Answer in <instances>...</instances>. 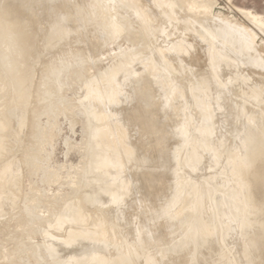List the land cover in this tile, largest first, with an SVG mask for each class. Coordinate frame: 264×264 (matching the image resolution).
Returning a JSON list of instances; mask_svg holds the SVG:
<instances>
[{"label": "rangeland", "instance_id": "374dc122", "mask_svg": "<svg viewBox=\"0 0 264 264\" xmlns=\"http://www.w3.org/2000/svg\"><path fill=\"white\" fill-rule=\"evenodd\" d=\"M11 1L0 0V116L8 131L0 164L9 170L0 189V264H110L124 253L129 264L149 257L152 264H264V187L256 177L264 170V0H152L158 20L146 27L145 48L143 9L122 6L126 0ZM203 21L225 24L227 32L220 26L204 33ZM101 23L114 31L121 24L120 31ZM229 25L237 40L242 29L256 36L258 48L242 53L248 60L228 52ZM197 86L202 90L192 96ZM196 98L209 103L211 116ZM14 99L21 103L9 104ZM124 145L125 164L120 158L122 165L110 167L112 152ZM256 149L254 163L239 164ZM234 170H246L250 185ZM67 205L81 215L70 221ZM199 213L212 229L206 239ZM189 219H197L202 235L196 238Z\"/></svg>", "mask_w": 264, "mask_h": 264}, {"label": "bare ground", "instance_id": "6f19581e", "mask_svg": "<svg viewBox=\"0 0 264 264\" xmlns=\"http://www.w3.org/2000/svg\"><path fill=\"white\" fill-rule=\"evenodd\" d=\"M14 1H15V0H14ZM14 1H11L12 4H11V2H9V6H10V4L13 5L14 3H16L17 5H19V4H18L19 2L17 3V2H14ZM16 1H17V0H16ZM18 1H20V4H21V3H22V5L24 4L23 2H21L22 0H18ZM24 1H25V0H24ZM26 1H27V0H26ZM30 1H31V0H30ZM37 1H39V0H37ZM90 1L93 2V0H90ZM96 1H98V0H96ZM120 1L123 2V0H120ZM120 1H118L119 4H120ZM124 1H125V0H124ZM155 1H156V0H155ZM169 1H170V0H168V2H169ZM171 1H173V0H171ZM171 1H170V5L173 4V3L176 4V2H175L176 0H175L173 3H172ZM178 1H180V0H178ZM178 1H177V2H178ZM190 1H191V0H190ZM194 1H196V0H194ZM194 1L192 0L191 2L194 3ZM201 1H202V0H201ZM32 2H34V1L32 0ZM32 2H30V3H32ZM52 2H53V1H52ZM94 2H95V0H94ZM156 2L159 3L158 1H156ZM180 2H182L183 4H185L186 2H188V0H187V1L184 0L185 3L183 2V0H181ZM197 2H200V1L197 0ZM205 2H206V1H205ZM205 2H200V3H205ZM35 3H36V1H35ZM123 3H124V2H123ZM127 3H128V4H127ZM192 3H190V5H191L190 8L192 7ZM210 3L212 4V2H210ZM7 4H8V3H7ZM16 4H15V5H16ZM27 4H28V3H27ZM32 4L34 5V3H32ZM95 4H96V2H95ZM95 4H94V5L92 4V6L94 7V8L92 7V8L94 9V10H92L93 13H95V11H97V9H96V5H95ZM98 4H99V3H98ZM119 4H118V5H119ZM130 4H131L132 6L134 5L133 7H136V8H133L132 6H129V7H132L133 10H134V9L137 10L138 8L143 9V10L138 9L137 11H139V14H138V15L142 14V16L140 15V19H139V20H140L141 22H139V24H141V25H140V26H141V27H140V31H141V33L145 36V41H143L144 43H143V45H142L143 48H145L146 45L150 42V40H149L150 37L148 38V31H147V30L149 29V27H148L147 25H148L149 23H152V22L155 21V20H156V21L158 20V19H156V18L154 19V17H153V13L156 12V10L154 9V4L152 3V0H126V5H125V3H124L123 5H122V3H121L122 6H126V7H127V5H130ZM159 4H160V3H159ZM179 4H180V6L182 7V4H181V3H179ZM186 4H187V3H186ZM198 4H199V3H198ZM198 4L196 5V7H197V6H203L202 4H200V5H198ZM207 4H208V1H207L206 5H207ZM17 5H16V6H17ZM25 5H26V4H25ZM30 5H31V4H30ZM102 5H106L105 2H103ZM137 5H138L139 7H138ZM157 5H158V4H157ZM157 5H155V6H157ZM177 5H178V3H177ZM193 5H194V4H193ZM212 5H213V4H212ZM9 6H7V7H9ZM16 6L13 5V7H16ZM97 6H98V5H97ZM100 6H101V5H100ZM107 6H108V5H107ZM107 6H106V7L104 6V8L101 7V9L104 10V9L108 8ZM171 6H172V5H171ZM210 6H211V5H208V7H207V6H206V7L209 8ZM10 7H11V8H10L11 10H12V9H13V10L15 9V8H12V6H10ZM19 7H20V5H19ZM25 7H27V5H26ZM25 7H24V8H25ZM30 7H31V6H30ZM118 7H119V6H118ZM188 7H189V5H187V9H188ZM193 7H195V6H193ZM177 8H178V6H177ZM177 8H176V11H177ZM183 8H184V10H185V7H184V6H183ZM204 8H205V6H204ZM204 8H203V9H204ZM207 8H206V10H207ZM211 8H213V6H212ZM211 8H210V9H211ZM101 9L99 10V8H98L99 11H101ZM157 9H158V8H157ZM187 9H186V10H187ZM196 9H197V8H196ZM200 9H201V8H200ZM200 9H198V10H200ZM153 10H155V12H153ZM170 10H171V9H170ZM179 10H181V9H179ZM184 10H183V12H184ZM186 10H185V11H186ZM208 10H209V9H208ZM141 11H142V12H141ZM196 11H197V10H196ZM204 11H205V10H202V12H204ZM209 11H210V10H209ZM8 12H9V11H8ZM14 12H16V11L14 10ZM105 12H106V11H105ZM133 12H134V11H133ZM140 12H141V13H140ZM158 12H159V11H158ZM187 12H189V11L187 10ZM192 12H193V10H192ZM192 12L190 11V16H191ZM210 12H211V11H210ZM75 13L77 14V13H82V12H81L80 9H77V10L75 11ZM93 13H92V14H93ZM97 13H98V11H97ZM101 13H103V12H100V13H98L97 15H100ZM111 13H112V12H111ZM194 13H195V11H194ZM197 13L199 14V12H197ZM95 14H96V13H95ZM105 14H106V13H105ZM108 14L110 15V12H109ZM202 14H203V13H202ZM5 15H6V18H8L7 13H6ZM8 15H9V14H8ZM68 15H69V14H68ZM97 15H96V16H97ZM101 15H102V14H101ZM109 15H107V16H109ZM117 15H118V14H117ZM187 15H189V13H188ZM193 15H196V14H193ZM0 16H2V15H0ZM10 16H11V15H10ZM94 16H95V15H94ZM112 16H113V14H112ZM114 16H115V14H114ZM114 16L112 17L113 19L116 18V17L114 18ZM154 16H157V17H158V14H157V15L154 14ZM161 16H163V15H161ZM190 16H189V17H190ZM204 16H205V13H204L203 16H202V17L205 19L206 16H205V17H204ZM208 16H209V14H208ZM69 17H70V16H69ZM79 17H80V16H79ZM101 17H102V16H101ZM187 17H188V16H187ZM189 17H188V18H189ZM199 17H201V16L196 15V18H199ZM209 17H210V16H209ZM81 18H82V17H81ZM110 18H111V16H110ZM110 18H109V19H110ZM182 18H183V17H182ZM188 18H187V19H188ZM190 18H192V17H190ZM203 18H202V19H203ZM206 18H208V17H206ZM210 18H212V17H210ZM3 19H4V18H3ZM84 19H85V18H84ZM96 19L98 20L99 18H96ZM117 19H118V18H117ZM121 19H124V18H121ZM193 19H194V18H193ZM0 20H2V18H1ZM115 20H116V19H115ZM115 20H114V22H115ZM184 20H186V19H184ZM200 20H201V19H200ZM208 20H210V19H208ZM211 20H212V19H211ZM217 20H218V19H217ZM217 20H216V21H217ZM4 21H5V20H4ZM85 21H86V20H85ZM99 21H100V19H99ZM99 21H98V22H99ZM102 21H103V20H102V18H101V22H102ZM111 21H112V19H111ZM118 21H119V20H118ZM122 21H123V20H122ZM124 21H125V20H124ZM186 21H187V23L190 25V23L188 22V20H186ZM196 21H197V20H196ZM206 21H207V19L205 20V22H206ZM214 21H215V19H214ZM91 22H92V21H91ZM114 22H112V23L114 24ZM201 22H202V21H201ZM203 22H204V21H203ZM205 22H204V23H205ZM99 23H100V22H99ZM99 23H98V24H99ZM109 23H110V22H109ZM109 23H107L108 25L106 24L107 27H106V25L104 26L105 22H104V24L101 23V24H102V29H103V27H105L106 29H108V27H109V31H112V30L114 31V28H113V27L110 28V26H109L110 24H109ZM112 23H111V24H112ZM116 23H117V22H116ZM206 23H207V22H206ZM206 23H205V24H206ZM209 23H210V24H208V25L206 24V28L204 29V33L209 32V30H208L207 32H205V31L207 30V28H209V29H210V28H214V30L210 29V31H211V30H212V31H215V28H216V29L218 28V30H220L219 27H220L221 25H219V24H220V23L222 24V21H221V22H218V25H219V26H213V27H210V26H211L212 23L214 24V22H212V23L209 22ZM19 24H20V22L17 23V25H16L17 28H16V29H19V28H18ZM113 24H112L111 26H113ZM122 24H124V23H122ZM226 24H227V23H226ZM14 25H15V24H14ZM14 25H13V26H14ZM117 25H118V24L115 25V26H116V27H115V31L117 30V33H118V32L120 31V30L118 31V29L120 28L121 24H120L119 28L117 27ZM149 25H151V24H149ZM216 25H217V24H216ZM224 25H225V24H224ZM224 25L221 26L220 28L224 27V29H225V26H227V25H225V26H224ZM13 26H12L11 24L9 25V27H13ZM100 26H101V25H100ZM201 26H202V25H201ZM234 26H235V25H234ZM4 27L7 28L8 25H6V26H4ZM9 27H8V28H9ZM146 27H148V29H146ZM227 27H228V26H227ZM227 27H226V28H227ZM8 28H7V30H8ZM14 28H15V27H13V29H14ZM117 28H118V29H117ZM236 28H237V27H236ZM240 28H241V27H240ZM13 29H10V30H13ZM16 29H14V30H15V31H13L14 33H15L16 31H19V30H16ZM224 29H223L222 31H225V30H226L225 32H227V29H225V30H224ZM237 29H238V30H236V31H237V33H238V31H239L240 29H239V28H237ZM245 29H246V28H245ZM10 30H9V31H10ZM103 30H104V29H103ZM218 30H217V31H218ZM231 30H232V27H231ZM242 30H243V29H242ZM242 30H241V33H242V34L240 33V34H238V35H239V37H240V35H242L243 37L245 36L244 38H243V37H240V38H243V41H239L240 38H239V40H237L238 36L235 37V35H236L235 33H236V32H234V31L232 32V31H231L232 34L230 33V25H229V30H228V34H229V33H230V34H229V36H228V34L226 35V36H228V37H227V39H228V43H227V44H228V49H229L228 52H229L230 50H232V51H234V52L237 53V56L239 55L240 52H241V53H240V55H241V54L243 53V51H245V50H247V49H250V50H251V48H252V49H253V48H254V49L258 48L257 45H256V42H255V37H256V36H255L252 32H249V30L246 31L247 29H246V30H243V31H242ZM115 31H114L113 33L116 34ZM10 32H11V31H10ZM10 32H8V33H10ZM13 32H11V33H13ZM138 32H139V31H138ZM11 33H10V34H11ZM107 33H108V32H107ZM111 33H112V32H111ZM151 33H152V32H151ZM214 33H216V31H215ZM219 33H220V32H219ZM208 34H209V35H212L211 33H208ZM222 34H223V35H222ZM222 34H221V35H222L223 38H224V37H225V33L222 32ZM234 34H235V35H234ZM243 34H244V35H243ZM109 35H110V32H109ZM203 35H204V34H203ZM205 35H206V34H205ZM209 35L206 37L207 39H208ZM216 35H217V37H218L219 39L222 37V36H220V34H219V35L216 34ZM110 36H111V35H110ZM212 36L214 37L215 35L213 34ZM212 36H211V37H212ZM219 36H220V37H219ZM202 37H205V36H202ZM215 37H216V36H215ZM218 38H214V40H215V39H218ZM211 39H212V38H211ZM224 39H225V38H224ZM25 40H27V39H25ZM203 40H204V39H203ZM220 40L222 41L223 39H220ZM205 41H206V40H205ZM207 42H212V40L210 41V38H209V41L207 40ZM214 42H215V41H214ZM216 42H218V40H217ZM236 42H240V43L236 45ZM263 42H264V41H263ZM175 43H176V42H175ZM223 43H224V42H223ZM260 43H261V42H260ZM208 44H209V43H207L206 45L208 46ZM227 44H226V45H227ZM257 44H258V42H257ZM179 45H180V44L178 43L177 48H179L181 45H185V44H183V42H182L181 45H180V46H179ZM210 45H212V44H210ZM217 45H218V44H217ZM222 45H223V44H222ZM222 45H221V46H222ZM173 46H174V45H173ZM137 48H138V47H137ZM171 48H173V47H171ZM171 48H170V49H171ZM182 48H183V47H182ZM182 48H181V49L179 48V50H182ZM211 48H212V47H211ZM220 48H221V47H220ZM221 50H222V49H221ZM225 51H226V50H225ZM232 51H231V52H232ZM251 51H252V50H251ZM251 51H250V52H251ZM253 51H254V50H253ZM216 52H218V51H216ZM226 52H227V51H226ZM248 52H249V51H248ZM250 52H249V53H250ZM139 53H141V52L139 51ZM213 53H214V52H213ZM251 53H252V52H251ZM254 53H255V52H254ZM229 54H230V53H229ZM231 54L233 55V53H231ZM252 54H253V53H252ZM255 54H256V53H255ZM257 54H258V53H257ZM133 55H135V54H133ZM140 55H141V54H140ZM242 55H243V54H242ZM245 55H246V53L242 56V58H244ZM247 55H248V53H247ZM247 55H246V57H245L246 59L244 58L245 61L248 60V59H247V58H248ZM129 56H130V55H129ZM233 56H234V55H233ZM249 56H251V55H249ZM257 56H258V55H257ZM259 56H260V55H259ZM132 57H133V56H132ZM213 58H214V57H213ZM216 58H218V57H216ZM236 58H237V57H235V59H236ZM238 58H241V57L239 56ZM242 58H241V59H242ZM258 58H260V57H258ZM258 58H257V59H258ZM249 59H252V58L250 57ZM257 59H256V60H257ZM11 60H12V59H11ZM123 60H124V59H123ZM125 60H126V59H125ZM130 60H131V59H130ZM237 60H238V59H237ZM261 60H262V59H261ZM261 60H259V61H261ZM13 61H15V60L13 59ZM126 61H127V60H126ZM126 61H125V62H126ZM150 61H151V60H150ZM150 61H149V62H150ZM212 61H213V60H212ZM212 61H211V62H212ZM239 61H240V60H239ZM243 61H244V60H243ZM130 62H131V61H130ZM130 62H129V63H130ZM247 62H249V61H247ZM250 62H252V61H250ZM263 62H264V61H263ZM11 63H12V65H11ZM119 63H120V62H119ZM254 63H256L255 60H254ZM254 63H252V64H254ZM258 63H259V62H258ZM258 63H257V64H258ZM2 64H3V63H2ZM252 64H251V65H252ZM257 64H256V66H257L256 68H257L258 70H259L260 68H263V67H259L260 64H258V65H257ZM261 64L263 65V63H261ZM13 65L16 66L15 62H10V65H9V66L12 67ZM122 65H123V64H122ZM129 65H130V64H129ZM151 65H153V64L151 63ZM151 65H149V66H151ZM247 65H248V64H247ZM247 65H246V66H247ZM249 65H250V63H249ZM249 65H248V66H249ZM119 66H120V65H119ZM119 66H118V67H119ZM125 66H126V65H125ZM252 66H253V65H252ZM11 67H8V68L11 69ZM152 67L156 70V72L159 71V73H161V68L156 67V66H154V65H153ZM254 67H255V66H254ZM258 67H259V68H258ZM14 68H15V67H14ZM115 68H116V67H114V69H115ZM150 68H151V67H150ZM153 68H151V70H150V69H149V70H150V71H153V70H152ZM10 69H8V72L10 71ZM12 69H13V68H12ZM12 69H11V70H12ZM116 69H117V68H116ZM3 70H4V69H3ZM155 70H154V71H155ZM110 71H111V70H110ZM255 71H256V70H255ZM15 72H16V70H15ZM162 72L164 73V71H162ZM1 73H2V71H1ZM151 73H152V72H151ZM159 73H158V74H159ZM153 74L155 75V72H153L151 75H153ZM158 74H157V75H158ZM3 75H4V74H3ZM110 75H111V74H110ZM113 75H114V74H113ZM166 75H167V74H166ZM18 76H19V75H18ZM107 76H108V75H107ZM155 76H156V75H155ZM16 77H17V76H16ZM105 77H106V75H105ZM105 77H104V78H105ZM108 77H109V76H108ZM0 78H1V77H0ZM21 78H22V77H21ZM21 78H20V79H21ZM104 78H103V81H104ZM109 78L112 79L113 77H112V78L109 77ZM1 79H2V78H1ZM4 79H5V77H4ZM106 79L108 80L107 77H106ZM110 79H109V80H110ZM2 80H3V79H2ZM17 80H18V79H17ZM113 80H114V79H113ZM206 80H207V79H205L204 81L206 82ZM20 81H21V80H20ZM20 81H19V82H20ZM0 82H1V81H0ZM6 82H7V81H6ZM205 82H204V83H205ZM104 83H105V82H104ZM104 83H103V84H104ZM109 83H110V81H109ZM207 83H208V82H206V86L208 85ZM6 84H7V83H6ZM107 84H108V83H107ZM110 84H112V83H110ZM202 84H203V82H202ZM105 85H106V83H105ZM113 85H114V84H113ZM2 86H3V84H2ZM2 86H1V87H2ZM23 86H24V85H23ZM171 86H172V85H171ZM173 86H174V85H173ZM4 87H5V86H4ZM20 88H21V87H20ZM92 88H93V87H92ZM94 88H95V87H94ZM102 88H104V85H102ZM106 88H107V87H106ZM5 89H6V88H5ZM7 89H8V88H7ZM7 89H6V91H7ZM113 89H114V88H113ZM170 89H171V88H170ZM170 89H169V90H170ZM172 89H173V88H172ZM172 89H171V90H172ZM206 89H209V87L207 86ZM237 89H238V88H237ZM3 90H4V89H3ZM20 90H21V89H20ZM180 90H181V89H180ZM180 90H178L179 93L177 92V93H178V97H179V96L181 97L182 94H183V93H182L183 90H181V91H180ZM201 90H202L201 87H200V86H197L194 90H192V96H196V95H198V92H200ZM6 91H4V92H6ZM96 91H98V90H96ZM101 91H102V90H101ZM110 91H111V90H110ZM110 91L108 92V94L110 93V95H111V92H112V91H111V92H110ZM251 91H252V90H251ZM9 92H10V90L8 91V93H9ZM99 92H100V90H99ZM20 93H21V92H20ZM22 93H23V92H22ZM91 93H92V92H91ZM91 93L89 92V94H91ZM93 93H94V92H93ZM105 93H106V92H105ZM24 94H25V93H24ZM19 95H21V94H19ZM104 95H105V94H104ZM110 95H109V96H110ZM243 95H244V94H243ZM245 95H247V94H245ZM249 95H250V94H249ZM23 96L25 97V95H23ZM23 96L21 95L20 97L23 98ZM106 96H107V95H106ZM106 96H105V97H106ZM102 97H103V96H102ZM197 97H198V96H197ZM255 97H256V96H255ZM92 98H93V97H92ZM106 98H107V97H106ZM106 98H105V99H106ZM246 98H247V97H246ZM248 98H250V97H248ZM253 98H254V95H253ZM257 98H258V97H257ZM107 99H108V98H107ZM109 99H110V98H109ZM218 99H220V98H218ZM243 99H244V98H243ZM22 100H24V99H22ZM110 100H111V99H110ZM195 100H196L197 104H199L198 107H200V105H205V106L207 107V110H206V111H208V107L210 108V106L208 105V104H209L208 102L204 101L202 98H200V99H199V98H196ZM251 100H252V98H251ZM251 100L249 99V101H251ZM13 101H14L13 103H12V101H11V103H9V104H14L15 102L18 103V104L21 103V99H20V100H18V99L15 100V99H14ZM22 102H23V101H22ZM113 102H114V101H113ZM261 102H262V101H261ZM202 103H203V104H202ZM249 103H250V102H249ZM254 103H255V102H254ZM259 103H260V102H259ZM9 104H8V105H9ZM256 104H257V103H256ZM15 105H17V104H15ZM207 105H208V106H207ZM263 105H264V104H263ZM249 106H250V105H249ZM251 106H252V105H251ZM11 107H12V106H11ZM11 107H9V108H11ZM203 107H204V106H203ZM193 108H194V107H193ZM206 111H205L204 115L210 113L209 111H208V112H206ZM210 111H211V110H210ZM101 113H102V112H101ZM211 113H212V112H211ZM211 113H210V115H209V114H208V115L211 116ZM201 114H202V113H201ZM260 114H262L261 117H263V113H260ZM103 116H104V115H103ZM205 116H206V115H205ZM3 118H4V117H3ZM262 119H263V118H262ZM4 120H5V119H4ZM4 120H3L2 117L0 116V142H1V140H2V138H3V136H4V134H5L3 131H5V130L7 129V128L5 129V128L3 127L5 123H6L5 125H6V127H7V121H4ZM7 120H8V122H9V119H7ZM111 120H112V119H111ZM263 121H264V120H263ZM109 122H110V121H109ZM111 122H112V121H111ZM248 123H249V122H248ZM114 124H115V123H114ZM205 124H206V123H205ZM205 124H204V126H205ZM8 125H9V124H8ZM202 125H203V124H202ZM202 125H201V126H202ZM250 125H252V124L250 123ZM112 126H113V124H112ZM204 126H202V127H204ZM2 127H3L5 130H4ZM256 127H257V126H256ZM115 128H116V127H115ZM118 129L120 130L119 126H118ZM200 129H201V128H200ZM200 129H199V131H200V132L202 131V133L204 134V132H205L206 129H205V128H204L205 130H204V129H201V130H200ZM257 129H258V128H257ZM94 130H95V129H93V131H94ZM203 130H204V132H203ZM102 131H103V130H102ZM116 131H117V130H116ZM116 131H115V132H116ZM94 132H95V131H94ZM118 132H120V131H118ZM7 133H8V131H6V134H7ZM91 133H92V132H91ZM95 133H96V132H95ZM120 133H123V132L121 131ZM6 134H5V135H6ZM105 134H106V133H105ZM115 134H116V133H114V135H115ZM118 135H119V134H118ZM120 135L123 136L124 134H123V135L120 134ZM95 136H96V135H95ZM93 137H94V136H93ZM114 137H115V136H114ZM4 138H5V137H4ZM101 138H102V137H101ZM207 138H208V136H207ZM207 138H206V139H207ZM118 139H119V138H118ZM95 140H96V138H95ZM115 141H116V140H115ZM102 142H103V141H102ZM118 142H119V140H118ZM120 142H121V141H120ZM120 142H119V144H120ZM2 143H3V142H2ZM2 143H1V144H2ZM259 143H260V141H259ZM1 144H0V145H1ZM123 144H124V143H123ZM112 145H113V144H112ZM1 146H3V145H1ZM4 146H5V144H4ZM4 146H3V147H4ZM117 146H118V145H117ZM98 147H99V146H98ZM119 147H120V146H119ZM124 147H125V145H124L123 147H120V148H122V150H119V148H118V153H117V151H116V152L114 151L115 153H117V155L114 154V153L112 152L113 155L111 156L110 159L108 158V159L110 160V162H112V166H110V167H113V165L116 166V162H117V161H118V163H120V162H119V161H120V158H121V159L123 158L121 162L125 164L126 161H123V160L128 159V155L130 156V151H129V154H128V151L125 150ZM123 148H124V149H123ZM0 149H2V147H1ZM104 149H105V148H104ZM104 149H103V150H104ZM4 150H5V149H4ZM4 150H0V155H1V151H3L2 154H4ZM108 150H109V149H108ZM111 151H112V150H111ZM103 153H104V152H103ZM97 154H98V153H97ZM97 154H96V155H97ZM101 154H102V152H101ZM108 154H109V153H108ZM108 154H107V155H108ZM109 155H110V154H109ZM115 155H116V156H115ZM258 155H259V151H258V149L253 150L249 155H247V157L242 158V160L239 162V164H240L241 162L246 163V161L250 163V161L252 160V158H253V159H254V157H255V158H256V157L258 158ZM1 156H2V155H1ZM1 156H0V157H1ZM92 157H93V156H92ZM95 157H97V156H94V158H95ZM104 158H106V157H104ZM198 158H199L198 155H192L191 158H189V159H191V161L196 162V161H198ZM95 159L97 160V162H99V161L101 160V159H100V160L98 161L99 158H95ZM95 159H93V160H95ZM187 159H188V158H187ZM96 160H95V161H96ZM255 160H256V159H255ZM101 161H102V160H101ZM252 161H253V160H252ZM252 161H251V163H252ZM104 162H105V161H104ZM93 163H94V166H95L96 163H95L94 161H93ZM108 163H109V162H108ZM232 163L234 164V162H231V165H232ZM253 163H254V161H253ZM110 164H111V163H110ZM120 164H121V163H120ZM124 164H123V165H124ZM97 165H98V167H99L100 169L103 168L102 166H99V163H97ZM107 165H108V164H107ZM117 165H118V164H117ZM121 165H122V164H121ZM3 166H4V165H3ZM3 166H2V167H3ZM103 166H104V165H103ZM115 166H114V167H115ZM2 167H1V164H0V168H2ZM8 167H9V166H8ZM110 167H109V168H110ZM120 167H122V166H120ZM123 168H125V167H123ZM123 168H122V169H123ZM96 169H97V168H96ZM105 169H106V168H105ZM110 169H111V168H110ZM115 169H116V168H115ZM251 169H253V168H251ZM0 170H1V171H0V180H1V181H0V189H1V188H3L4 182H5V177H4V176H6L7 172H9V170H8V168H7L6 166H5V168L3 167V169H0ZM112 170H114V169H111V171L108 170L109 173L112 172ZM120 170H121V169H120ZM246 170L248 171V169H246ZM246 170H245V171H246ZM253 170H257V169H253ZM98 171H99V170H98ZM98 171H97V172H98ZM102 171H103V170H102ZM102 171H101V172H102ZM114 171H115V170H114ZM124 171H125V169H124ZM245 171H242V170H241V171H238V172H237L236 170H234V172H236V173H235L236 179H237L239 182H242V183H245V184H246V182H247V184H248V181H249L248 178H247V181L245 182V178H246V176H244V174H245L244 172H245ZM247 171H246V172H247ZM249 171H250V170H249ZM249 171H248V172H249ZM251 171H252V170H251ZM258 171H259V173L257 172L258 175H256V177H257L258 180H259V183H258L259 186H261V188H262V187H264V170H263L262 168H260ZM95 172H96V171H95ZM97 172H96V173H97ZM105 172H106V171H105ZM118 172H119V171H118ZM99 173H100V172H99ZM102 173L104 174V172H102ZM107 173H108V172H107ZM109 173H108V174H109ZM112 173H113V172H112ZM119 173H120V172H119ZM180 173H181V172H180ZM100 174H101V173H100ZM121 174H124V175H125V172H122ZM246 174H247V173H246ZM246 174H245V175H246ZM192 175H193V174H192ZM249 176H252V175H249ZM182 177H183V175H182ZM254 177H255V176H254ZM94 178H95V177H94ZM250 178H251V177H250ZM250 178H249V179H250ZM251 179H253V177H252ZM255 179H256V178H255ZM98 181H99V180H98ZM94 182H95V181H94ZM96 182H97V181H96ZM249 182H250V181H249ZM89 183H90V182H89ZM242 183H240V184H242ZM91 184H92V183H91ZM93 184H94V183H93ZM95 184H96V183H95ZM120 184H121V183H120ZM143 184H144V183H143ZM247 184H246V186H247ZM128 185H129V183H128ZM192 185H193V183H192ZM236 185H237V188H238V184H236ZM242 185H243V184H242ZM248 185H250V184H248ZM188 186H189V184H188ZM246 186H245V187H246ZM251 186H252V185H251ZM251 186H250V187H251ZM89 187H90V186H89ZM91 187H92V186H91ZM91 187H90V188H91ZM97 187H98V186H97ZM205 187H206V186H205ZM243 187H244V186H243ZM95 188H96V187H95ZM100 188L104 191V190H108L109 187H103V185H100V186H99V189H100ZM123 188H124V186H123ZM194 188H195V187H194ZM194 188H193V189H194ZM206 188H207V187H206ZM239 188H240V187H239ZM246 188H247V187H246ZM96 189H98V188H96ZM99 189H98V191H99ZM125 189H127V188L125 187ZM189 189H190V188H189ZM193 189H192V190H193ZM212 189H213V188H212ZM91 190H92V189H91ZM205 190H206V189H205ZM212 191H213V190H212ZM261 191H262V190H261ZM0 192H1V190H0ZM117 192H118V191H117ZM117 192H116V193H117ZM122 192H123V191H122ZM94 193H98V192L95 191ZM124 193H127V192H124ZM185 193H186V192H185ZM213 193H215V191H214ZM91 194H92V193H91V191H90V195H91ZM99 194H100V193H99ZM99 194H98V195H99ZM119 194H121V193H119ZM216 194H217V192H216ZM216 194H215V195H216ZM93 195H94V194H93ZM93 195H91V196H93ZM115 195H116V194H115ZM205 195H206V194H205ZM215 195H214V197H215ZM219 195H220V194H219ZM228 195H229V196H232L233 193H232V195H230V193H228ZM196 196L198 197L197 194H196ZM223 196H224V195H223ZM229 196H228V197H229ZM95 197H96V195H95ZM100 197H102V196H100ZM184 197H185V196H184ZM199 197H200V196H199ZM199 197H198L197 199H198V200H200V199L202 200V198H201V197L199 198ZM91 198H92V197H91ZM97 198H98V197H97ZM178 198H179V197H178ZM231 198H232V197H231ZM93 199H94V198H93ZM180 199H181V198H180ZM180 199H179V200H180ZM98 200H100V199H98ZM193 200H194V199H193ZM195 200H196V199H195ZM201 200H200V202H201ZM222 200H223V199H222ZM92 201H93V200H92ZM94 201H95V199H94ZM180 201H182V200H180ZM229 201L231 202L230 197L228 198V203H229ZM77 202H78V201H77ZM90 202H91V201H90ZM195 202L199 204V202H197V200H196ZM195 202H193L192 205H193V204L196 205ZM94 203H95V202H94ZM97 203H98V202H97ZM175 203H176V202H175ZM214 203H216V202H214ZM231 203H232V202H231ZM87 204H88V203H87ZM222 204H223V203H222ZM253 205H254V204H252V206H253ZM67 206H68V205H67ZM76 206H78V205H76ZM198 206H200V205H198ZM198 206L196 205V206H194V208H195V207H198ZM252 206H251V207H252ZM190 207H191V206H190ZM241 207H242V206H241ZM246 207H247V206H244L243 208L246 209ZM76 208H77V207H76ZM194 208H192V209H194ZM253 208H254V207H253ZM212 209H213V207H212ZM214 209H215V208H214ZM214 209H213V210H214ZM221 209H222V208H221ZM241 209H242V208H241ZM244 209H242V210H243V211H246V210H244ZM261 209H262V208H261ZM195 210H196V212H198V208H196ZM199 210H200V209H199ZM257 210H258V209H257ZM76 212H78V209H77V211H76V209H75V205H71V206H68V209H67V210H65V215L67 214L66 216H69V217H70L69 219H71L70 221H72L73 216L76 215ZM78 213H79V215H81V211H79ZM178 213H179V212H178ZM180 214H181V213H180ZM58 215H59V214H58ZM60 215H61V214H60ZM87 215H88V214H87ZM76 216H77V215H76ZM76 216H75V217H76ZM88 216H89V215H88ZM195 216H196V215H195ZM195 216H193V217L190 216V218H191V219H192V218L195 219ZM221 216H222V215H221ZM197 217H198V218H197ZM197 217H196V218L199 219L200 222H201V223L199 222L200 224H202V222H203L204 227L199 226V224L196 223V220H197V219L194 220V221L191 220V219H189L187 225H189V222L191 221V223H190V227H194L195 229H196V228L198 229V226L200 227V229L204 228L205 231H204L203 229H202V230L204 231L203 233H205V234H204V237H205L204 239H206L207 236L212 235V229L209 228V221H207V222H206V221H203V220L201 221V219H200V213L197 215ZM225 217H226V216H225ZM231 217H232V216H231ZM78 218H79V217H78ZM78 218H77V219H78ZM81 219H83V218H81ZM86 219H87V218H86ZM88 219H89V218H88ZM78 220H79V219H78ZM78 220H77V221H78ZM84 220H85V219H84ZM74 221H75V223L77 222L76 220H74ZM86 221H87V220H86ZM192 221H193V222H192ZM193 223H194V224H193ZM77 224H80L79 221H78ZM191 224H193V226H192ZM83 225H84V223H83ZM195 225H196L197 227H195ZM220 225H221V224H220ZM218 226H219V224H218ZM260 226L264 229V223H261ZM219 227H220V226H219ZM197 229L194 231V232H196V234H197V236L195 235L196 238L199 237L200 235H202V233H200V232H202V230L199 232L200 229H199L198 231H197ZM198 232H199L200 234H199ZM198 234H199V235H198ZM202 237H203V236H202ZM192 238H193V237H192ZM193 239H194V238H193ZM255 245H256V243H255ZM130 254H131V253H130ZM130 259H131V258L129 257V253H127V254L124 253V254H121V255H119L118 257H116L113 261H111L112 263H110V264H124V263H125V264H129V263H127V262H128ZM152 261H153V260L149 257V258H147V259L145 260L144 264H152Z\"/></svg>", "mask_w": 264, "mask_h": 264}]
</instances>
